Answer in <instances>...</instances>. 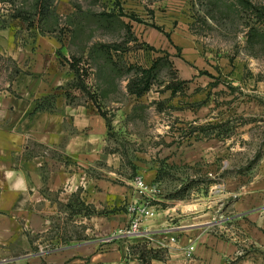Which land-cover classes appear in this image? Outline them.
I'll list each match as a JSON object with an SVG mask.
<instances>
[{
    "label": "crops",
    "instance_id": "crops-1",
    "mask_svg": "<svg viewBox=\"0 0 264 264\" xmlns=\"http://www.w3.org/2000/svg\"><path fill=\"white\" fill-rule=\"evenodd\" d=\"M160 32L165 36L147 30L148 43L181 50L185 59L175 66L191 85L193 59L201 58L189 31ZM31 33L0 32V55L15 66L0 91V264H141L132 248L145 244L164 253L151 264H264V156L251 174L225 180L194 203L154 193V217L142 222L141 234L126 236L142 204L111 148L110 135H122L133 114L120 83L126 78L99 70L90 87L91 75H77L84 69L66 43ZM113 92H122V103L110 105ZM142 174L155 183L159 170Z\"/></svg>",
    "mask_w": 264,
    "mask_h": 264
},
{
    "label": "rangeland",
    "instance_id": "rangeland-1",
    "mask_svg": "<svg viewBox=\"0 0 264 264\" xmlns=\"http://www.w3.org/2000/svg\"><path fill=\"white\" fill-rule=\"evenodd\" d=\"M5 29L66 43L80 74L91 75L90 87L100 72L126 78L120 83L133 114L122 135H110L111 148L124 159L127 179L142 176L151 207L154 193L164 202L194 203L225 180L248 176L263 159L264 0H0ZM147 30L157 38L163 30L189 31L201 58H190L198 71L191 85L175 66L185 59L181 50L151 45ZM14 73L12 59L0 55V91ZM136 83L149 87L137 99L128 90ZM109 98L111 106L123 101L122 92ZM136 168H157L159 181Z\"/></svg>",
    "mask_w": 264,
    "mask_h": 264
},
{
    "label": "built area",
    "instance_id": "built-area-1",
    "mask_svg": "<svg viewBox=\"0 0 264 264\" xmlns=\"http://www.w3.org/2000/svg\"><path fill=\"white\" fill-rule=\"evenodd\" d=\"M135 184L139 195L142 197V204L136 209H133L134 216L130 225L125 229L124 234L126 236H135L141 234V224L146 219L154 217V211L152 207L147 203L146 196L150 193L148 185L145 183L142 177L135 179Z\"/></svg>",
    "mask_w": 264,
    "mask_h": 264
},
{
    "label": "trees",
    "instance_id": "trees-1",
    "mask_svg": "<svg viewBox=\"0 0 264 264\" xmlns=\"http://www.w3.org/2000/svg\"><path fill=\"white\" fill-rule=\"evenodd\" d=\"M77 65V63H76ZM75 68V65L73 66ZM77 72V69H76ZM77 75H81L79 72H77ZM80 84L83 86L82 82H80ZM80 85V86H81ZM85 89V86H83ZM139 83H136L135 85H130L128 87L129 93L131 95H135L137 97H142L144 93H146L147 91H149V87L144 88L143 90H139ZM40 109H42V107H39ZM105 115V114H104ZM159 181V177L157 178L156 182ZM133 252H136L139 254L140 256V261L141 264H151V262L153 260H159L162 259L164 256V253L160 250H153V249H149L148 245H142V246H138V247H133L132 248Z\"/></svg>",
    "mask_w": 264,
    "mask_h": 264
}]
</instances>
